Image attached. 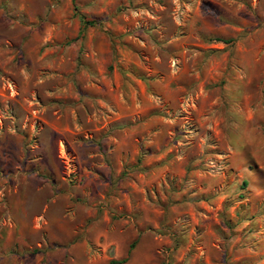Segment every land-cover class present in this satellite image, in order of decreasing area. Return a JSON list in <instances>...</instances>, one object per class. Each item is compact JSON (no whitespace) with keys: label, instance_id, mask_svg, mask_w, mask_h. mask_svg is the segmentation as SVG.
I'll return each mask as SVG.
<instances>
[{"label":"rangeland","instance_id":"rangeland-1","mask_svg":"<svg viewBox=\"0 0 264 264\" xmlns=\"http://www.w3.org/2000/svg\"><path fill=\"white\" fill-rule=\"evenodd\" d=\"M0 264H264V0H0Z\"/></svg>","mask_w":264,"mask_h":264}]
</instances>
